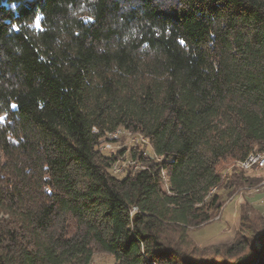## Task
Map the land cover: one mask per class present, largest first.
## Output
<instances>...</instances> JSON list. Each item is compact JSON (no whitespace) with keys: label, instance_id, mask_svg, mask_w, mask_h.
<instances>
[{"label":"trees","instance_id":"obj_1","mask_svg":"<svg viewBox=\"0 0 264 264\" xmlns=\"http://www.w3.org/2000/svg\"><path fill=\"white\" fill-rule=\"evenodd\" d=\"M0 117V264H264L249 203L191 235L264 170L218 168L264 149V0H0ZM119 128L157 159L114 174Z\"/></svg>","mask_w":264,"mask_h":264},{"label":"rangeland","instance_id":"obj_2","mask_svg":"<svg viewBox=\"0 0 264 264\" xmlns=\"http://www.w3.org/2000/svg\"><path fill=\"white\" fill-rule=\"evenodd\" d=\"M108 138L109 139L103 142L106 143V145L102 143V150H106L105 152H113L116 154L120 153V150L124 151L114 164V166L118 168V171L114 173L112 169V172L117 176H123L129 168L137 170L143 167L142 163L131 157L130 152L133 150L142 152L146 158L157 159L154 155L153 148L150 142L147 143L143 141H134L140 140V138H138V136L131 130L129 131L127 129L121 128L120 132L115 135L110 134ZM112 139H116V141H113ZM133 160H135V164L130 163V161ZM234 164L238 166L237 163L234 161H227L225 163H221L218 168L221 171L224 170V173H227L230 172ZM120 166L123 168H120ZM262 169L264 168L257 170ZM242 171L254 170L252 169ZM247 177L257 179V184H255L253 187L244 188L242 191H237L230 196L227 194L224 195V206L222 207L218 215L213 219V221L216 222L210 224L209 226H206L205 228L204 226H202L191 231V235L193 239L197 242V244H199L200 246H210L226 243L229 242V240L231 241L232 237L235 234L236 228L240 223V213L242 205H246L247 203H249V205L258 208L264 214V170L253 172L251 173V176ZM227 217H229L228 219H230V224L226 225L223 229L221 228L220 230L213 229L215 226H217L218 222H222ZM227 226L228 228H226ZM258 240L262 246L261 240ZM255 245L257 247V242L255 243ZM114 262V258L111 255L102 252H97L94 256L92 264H114Z\"/></svg>","mask_w":264,"mask_h":264},{"label":"bare ground","instance_id":"obj_3","mask_svg":"<svg viewBox=\"0 0 264 264\" xmlns=\"http://www.w3.org/2000/svg\"><path fill=\"white\" fill-rule=\"evenodd\" d=\"M120 129L121 128H119L118 130H116V131H114V132H112L111 134H117L118 132H120ZM130 131V130H129ZM137 136H138V138H140V139H143V138H145V141H143V142H149V140L143 135V134H140V133H135ZM135 136V135H134ZM138 138H136V139H138ZM136 145V144H135ZM259 154H260V156L261 157H263V158H256L257 156H259ZM147 155V154H146ZM254 158V165H255V170H257V169H261V168H264V162H263V160H264V149L263 150H258L257 148H256V150H254L253 152H251L246 158H244V159H242V160H237L236 161V163H237V165L241 168V169H243V170H252V169H254V167H247V162H245V161H248V160H252ZM161 159V158H160ZM132 162H135V160H133ZM136 163V162H135ZM235 165V164H234ZM113 172L115 171V173H116V171H118V168L116 167V166H113ZM165 177V182H168V178H167V176H164ZM263 183H264V181H263Z\"/></svg>","mask_w":264,"mask_h":264},{"label":"crops","instance_id":"obj_4","mask_svg":"<svg viewBox=\"0 0 264 264\" xmlns=\"http://www.w3.org/2000/svg\"><path fill=\"white\" fill-rule=\"evenodd\" d=\"M224 210V209H223ZM222 210V211H223ZM223 213V212H222ZM233 213V212H232ZM231 213V214H232ZM229 217H227V218H225L222 222H218V224H217V226H215L213 229H223L226 225H228V224H230V219H228ZM240 221H241V216H240ZM214 222H216V221H212V222H210L209 224H207V225H204V228L206 227V226H209L210 224H212V223H214ZM240 224L241 223H239L238 224V226H237V228H236V231H235V234H234V236L232 237V239H231V241L234 239V237H235V235H236V233H237V231L240 229ZM226 228H228V226L226 227ZM230 240H229V242H231ZM226 243H228V242H226Z\"/></svg>","mask_w":264,"mask_h":264},{"label":"built area","instance_id":"obj_5","mask_svg":"<svg viewBox=\"0 0 264 264\" xmlns=\"http://www.w3.org/2000/svg\"><path fill=\"white\" fill-rule=\"evenodd\" d=\"M134 141H145V138L140 139V140H134ZM133 144H134V142H133ZM101 151L105 152L106 150H101ZM256 158H263V157H261L260 154H259V156H257ZM245 162H247V167H254V171H255L254 158L252 160H248V161H245ZM263 162H264V160H263ZM130 163H134L135 164V162H132V161H130ZM120 168H123V167L120 166ZM114 173H115V171H114Z\"/></svg>","mask_w":264,"mask_h":264},{"label":"water","instance_id":"obj_6","mask_svg":"<svg viewBox=\"0 0 264 264\" xmlns=\"http://www.w3.org/2000/svg\"><path fill=\"white\" fill-rule=\"evenodd\" d=\"M258 239H259V236L257 235L256 236V242H257V247L260 250L261 249V244H260ZM258 259H259V256L257 257V259L255 260V262L253 264H256L258 262Z\"/></svg>","mask_w":264,"mask_h":264},{"label":"snow or ice","instance_id":"obj_7","mask_svg":"<svg viewBox=\"0 0 264 264\" xmlns=\"http://www.w3.org/2000/svg\"><path fill=\"white\" fill-rule=\"evenodd\" d=\"M35 23H36V25H37V27H39L40 26V17H36L35 18ZM3 119V117H0V120H2Z\"/></svg>","mask_w":264,"mask_h":264}]
</instances>
